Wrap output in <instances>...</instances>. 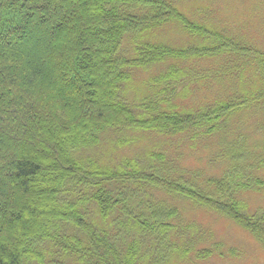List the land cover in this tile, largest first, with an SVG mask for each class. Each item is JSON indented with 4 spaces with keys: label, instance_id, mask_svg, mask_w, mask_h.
Masks as SVG:
<instances>
[{
    "label": "trees",
    "instance_id": "obj_1",
    "mask_svg": "<svg viewBox=\"0 0 264 264\" xmlns=\"http://www.w3.org/2000/svg\"><path fill=\"white\" fill-rule=\"evenodd\" d=\"M173 25L186 40L157 36ZM254 112L264 113V52L176 0H0V264L224 258L170 199L264 243V217L247 215L241 196L261 187L259 165L231 154V171L203 178L163 150L226 138L235 117ZM138 133L180 143L111 158Z\"/></svg>",
    "mask_w": 264,
    "mask_h": 264
},
{
    "label": "rangeland",
    "instance_id": "obj_2",
    "mask_svg": "<svg viewBox=\"0 0 264 264\" xmlns=\"http://www.w3.org/2000/svg\"><path fill=\"white\" fill-rule=\"evenodd\" d=\"M176 1L188 17L198 19V21L205 19L214 29H220L234 37L248 41L256 49L264 52V0ZM157 36L175 44L186 40L174 25L167 26ZM214 63L206 62L202 66L208 67ZM153 71L156 69L138 73L137 83L147 78V75ZM218 91L220 90L214 89L215 93ZM214 92L208 93L214 95ZM206 97L204 90L196 91L189 101H191V105H198ZM232 122V131L226 138L216 136L211 140L200 141L194 147L181 143L177 145L176 151L173 149L174 145L173 148L163 150H165L166 156L171 155L175 159L177 158L181 168L188 169L190 172L196 170L203 178L220 177L228 170L231 171L236 166V163L230 159L231 154L236 156L239 155L238 153L244 154L245 165L249 163L259 165V168L254 167L255 170L251 173L254 175L255 183L262 184L257 190H248L241 194L245 211L247 215L264 217V113L242 114L235 117ZM130 136L139 137V140L117 150L111 155V158L136 156L142 152V149L156 147L157 143L160 146L163 143L169 147L172 146L171 143H180L177 137L171 138V142H169L150 133H138ZM116 137L114 134L111 136L113 139ZM107 147V144L104 143L97 151L104 154ZM241 148H243L242 152ZM246 152L252 155H245ZM253 154L255 160H252ZM167 204L178 207L182 214L183 224H193L209 236L211 243H208L207 247L212 243L218 244L224 252V258L215 257L205 262L191 264H264V243L258 240L254 234L237 225L232 219L208 208L193 205L185 199L179 201L170 199Z\"/></svg>",
    "mask_w": 264,
    "mask_h": 264
}]
</instances>
